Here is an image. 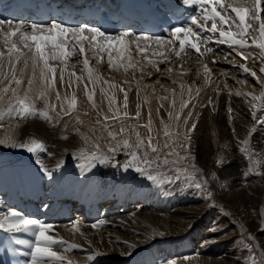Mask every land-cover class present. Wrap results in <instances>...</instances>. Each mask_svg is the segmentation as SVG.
<instances>
[{
    "label": "bare ground",
    "instance_id": "obj_1",
    "mask_svg": "<svg viewBox=\"0 0 264 264\" xmlns=\"http://www.w3.org/2000/svg\"><path fill=\"white\" fill-rule=\"evenodd\" d=\"M244 2L247 6L246 0ZM261 18L264 19V12ZM11 25L21 24L12 22ZM207 26H211V21ZM3 27L7 30L8 22ZM253 27L257 31L250 30V45L251 36L259 35V23H254ZM203 36L210 38L209 43L201 45L203 55L191 49L179 57L169 54L165 63L158 64L159 71L145 61L140 66L142 71L136 70L134 75L131 69L128 73L123 69H110L106 53L102 54L103 60L97 63L92 51L86 49L90 67L101 77L95 85L89 83L87 72H82L80 60L83 57L73 56L67 62L69 67L65 80H68V73L75 72L82 75L83 82H73L68 87L67 83L62 85L59 79L56 81L61 97L65 94L71 97L75 93L77 98L76 108L69 115L61 111L55 92L49 96V104L56 105L55 111L48 110L49 119L39 115L20 118L15 112L9 115L15 100L11 92L4 94L0 99V140L6 137H11V140L0 144V218L11 208L52 224L54 227L49 234L62 241L52 245V248L72 264L92 261L95 264H236L239 261L234 253L238 249L237 243L231 242L228 237L212 236L204 230L209 223V214L205 216L207 205L200 202L203 198L198 188L183 187L179 191L177 186L165 183L139 189L127 185L126 181L117 183V180H111L110 177H114L110 174V177L104 176L108 181L98 186L101 167L99 164L92 167L90 160L93 144H99V151L107 154L108 147L113 143L102 125L96 123L97 119L103 123V116H98V112L112 115L105 94H114V108L118 107L121 113L126 110L130 117H135L137 104L140 105V117L125 120L126 126L147 124L151 112L152 135L159 133L157 138L161 144L166 139L161 120L169 123L173 132L181 133L195 123L196 128L189 133L190 143L186 148L177 149L181 156L187 155V159L180 162L190 164L191 170L213 167L218 175L222 170L224 179L231 183L227 186L229 191L218 201L224 203L230 215L228 219L235 222L240 231L257 229L260 225L258 212L264 218V191L255 182L244 180L248 173L256 174L258 171L259 175H264V123L253 117V113L258 118L264 117V108L260 101L252 100V96L259 97L264 92V72L260 70L264 68V58L254 46L241 49L221 43L218 32H204ZM18 46L21 45L18 43ZM206 48L212 51L207 52ZM0 51H7L2 41ZM151 51L148 53L150 57ZM133 56L140 59L135 52ZM4 63L7 68L6 59ZM241 64L249 71L244 72ZM205 66L209 71H205ZM17 67H22V64ZM253 72L255 77L251 75ZM30 74L29 66L22 85L24 89ZM105 80L109 84H105ZM5 84L0 83V88ZM85 84L89 92L94 89L95 109L85 94ZM110 84L117 87L111 88ZM120 88L128 94L127 109L123 107L124 92ZM181 101L188 103L180 113V121L169 120L168 113L174 109L179 111ZM35 107L43 110L45 104L37 100ZM77 117L82 123L77 121ZM185 118H188V123L183 126ZM107 123L112 131L119 132V121L110 120ZM138 130L141 136H147L145 128ZM84 137L88 138L87 141ZM33 140L45 147L36 153H29L14 146V143ZM246 140L248 143L244 144ZM241 149H246L247 153L242 155ZM163 151L167 153L169 150ZM213 151L222 156L226 168L214 167ZM41 169L51 172L52 177L49 178ZM220 180L210 182L209 188L214 195L223 191V180ZM256 196L259 198L254 199ZM136 199H140L139 202ZM193 224L198 227L189 231ZM211 226L208 228L211 229ZM260 230L256 240L262 248L264 227ZM1 235L5 236L6 243L12 237L15 241H22L18 246L23 260L25 264H31L33 233H10L0 229ZM262 261L258 264H264ZM48 264L59 262L49 261Z\"/></svg>",
    "mask_w": 264,
    "mask_h": 264
},
{
    "label": "snow or ice",
    "instance_id": "obj_2",
    "mask_svg": "<svg viewBox=\"0 0 264 264\" xmlns=\"http://www.w3.org/2000/svg\"><path fill=\"white\" fill-rule=\"evenodd\" d=\"M182 0L184 5H195L197 11L188 17V22L183 26L173 27L168 30V37L152 36L146 34H133L129 32H119L115 35L102 31L97 27L80 25L76 27L65 26L56 22L49 25L33 23L30 26L16 25L12 27L11 22H8L7 30H4V21H0V41L3 42L7 51H0V83H5V86L0 88V99H3L4 94L11 92L15 104L9 110V115L13 112L20 118H27L30 115L42 116L45 120L49 119L48 110H56L55 104H49V96L55 92L56 100L60 102V108L64 115L72 113L77 105L75 93L69 97L65 94L61 97L60 92L56 89V81L59 79L63 85L67 83L71 87L73 82H83L82 75H77L75 72L68 73V80H65V72L69 67L67 63L70 58L76 56L83 57L80 62L83 65L82 72L88 74L89 83L95 85L99 83L101 77L89 65V60L86 58V49L92 51V55L97 58V63L103 60V55H107V64L110 69L119 71L123 69L125 73L133 70V75L136 70H141L140 66L143 62H147L153 69L159 71L158 64L165 63L169 59V54L177 57L185 53L187 49L194 50L196 53L203 55L201 45L209 43V39H205L204 32L219 33L220 42L227 43L229 46H239L244 49L254 46L260 50L261 57L264 58V19L261 18V13L264 12V0ZM203 21V23H201ZM211 21V26L208 27V22ZM254 23H259L258 37L251 36V45L248 43L250 38V30L256 32L253 27ZM18 43L21 46H18ZM178 45V47H177ZM150 49L151 57L148 55ZM205 51L211 52V48H206ZM135 56L140 59H134ZM115 53V54H114ZM152 57H156L153 59ZM7 68H5V61ZM58 62V63H56ZM22 67L18 68V65ZM31 68V74L26 83L27 88H22L24 84L25 74ZM74 67V66H73ZM244 72L249 69L243 64L240 65ZM264 72V68L260 69ZM171 72V69H168ZM205 71H209L205 66ZM19 73V75H18ZM151 75V73H148ZM255 77L256 73H251ZM74 78V79H73ZM105 84L109 81L105 80ZM14 85V86H13ZM111 88H116L117 85L110 84ZM183 85L181 88L183 89ZM120 91L124 92V105L127 109L128 94L123 88ZM137 91L139 92V82H137ZM101 92L105 90L101 88ZM21 93H23L21 95ZM85 94L88 100L92 103L95 109L97 105L93 100L94 89L89 92L88 85L85 84ZM240 95V93H237ZM250 95V94H249ZM108 100L109 112L111 116L98 112V116H103V123L97 119L96 123L101 124L107 136L113 142L109 146V150L115 153L118 148L131 157L128 162V167L135 164V170L138 173L146 174V178L153 183H158V178L153 174V168L159 169L161 165L171 167L178 165L180 161L186 160L187 155L181 156L177 151L178 148H186L190 143L189 133L196 128L193 123L190 129L181 133L173 132L171 125L161 120L163 136L166 138L161 144L156 136H153V121L151 112L147 124L125 125L124 121L128 119H138L140 117V105L137 104L135 117H130L125 110L121 113L116 105L115 95L105 94ZM42 100L45 104L43 110H37L35 102ZM253 101H260L261 107L264 108V92L259 97L252 96ZM147 102V97H145ZM187 101H181L179 111L175 109L168 113L169 120L180 121V113L187 107ZM65 104L67 107L65 108ZM175 104V101H173ZM163 107V105H161ZM256 107L255 103L252 105ZM59 116V113H57ZM189 117L191 113L188 114ZM254 119L264 123V117H256ZM119 121V132L110 129L108 121ZM77 121L82 123L77 117ZM188 123V118L183 121V126ZM143 127L147 130V136H141L139 128ZM252 131H255L253 129ZM121 136V139H117ZM134 136V140L132 137ZM176 137L177 139H173ZM87 137L84 140L87 141ZM11 137H6L0 140V144L7 143ZM247 144L248 141H244ZM14 146L24 148L29 153H36L45 145L36 141L27 143L15 144ZM99 144H95L91 151L90 160L91 166L102 165L111 157L104 155L99 151ZM143 149V152H139ZM164 149H168L164 153ZM150 150V151H149ZM243 151V149H241ZM154 154V155H152ZM151 156V158H150ZM164 159L161 161L160 157ZM46 175L51 178L52 173L46 169H41ZM256 174H260L258 171ZM179 180V176L176 177ZM171 183V181H168ZM196 188H201L200 183H195ZM75 223V222H73ZM96 225H93L95 227ZM53 225L41 221L37 218L28 217L11 208L7 209L6 213L0 218V229H4L10 233H33L34 242L32 243L31 264H48L49 261H56L59 264H72L70 260L62 255H59L53 250L52 245L62 243L55 236L50 235ZM78 230V229H76ZM22 241L17 240L16 243Z\"/></svg>",
    "mask_w": 264,
    "mask_h": 264
},
{
    "label": "rangeland",
    "instance_id": "obj_3",
    "mask_svg": "<svg viewBox=\"0 0 264 264\" xmlns=\"http://www.w3.org/2000/svg\"><path fill=\"white\" fill-rule=\"evenodd\" d=\"M108 151L109 149L107 150V154L105 152L104 153L106 154V156L111 157V159L108 160V162L106 161L105 163L100 165L101 169L98 172L99 174L98 175L99 181L97 182L98 186L104 185L108 181L106 179L107 176L110 177V175H113L114 177L112 178L111 176L110 179L111 180L113 179V181L117 180L118 181L117 183H119L120 180H122L123 182L126 181L127 185L139 189L151 188L153 187L151 185L157 187L158 184L167 183L173 186H177V189L181 191L180 189H183V187H186L187 189L191 187L196 188L195 183H200L202 187L201 189L200 188L198 189L200 191L201 198H203V200L200 202L202 204L207 205L204 211L205 216L209 214L207 217L209 223L206 227H204L205 228L204 230L206 231L208 230V233L212 236L218 235L220 237L222 236L228 237L231 240V242L237 243L238 249L234 250V253L236 254V256H238L239 261L236 264H258L259 262L262 261V259L264 260V247L261 248L256 240L259 238L258 235L261 231L260 229H263L264 227V218H262L261 214L258 212L257 217L260 219L259 221L260 225H257L256 227L257 229L252 232H248L246 229L240 231L239 226L238 225L236 226L234 224L235 222L228 219V216L230 215L226 212V209L223 206L224 203L223 202L220 203L218 201L219 199L223 198L222 196H225L224 194L226 192L229 191V189H227V186L231 183L229 180H226V178L224 179L225 175L222 170L219 172L220 173L219 175L215 171V169H212L213 167L210 169L204 168V170L201 171L199 169L191 170L189 167L190 164L187 165L188 163H183V162H180L178 165H173L171 167L161 165L159 169H155L154 166L152 171L153 174L157 176L159 181L156 184L148 180L146 178V174L138 173L135 170V164H133L132 167H128V162L130 161L131 157L127 155L122 148H118L115 154L110 151L108 153ZM139 152L142 153L143 149H140ZM240 153L243 155L246 154L247 151L246 149H244L243 151L240 150ZM212 157H213L212 163L214 167L216 166L222 169L226 168V166L223 164L222 156L220 155L217 156V153L213 151ZM163 159L164 157L161 156L160 160L162 161ZM254 166H256V163L254 164ZM248 174H246L247 176L244 181L245 182L253 181V183L255 182L256 185L261 189V191H264V175H257L253 173H248ZM177 176H179V180L176 179ZM218 176L220 178H218ZM220 179L223 180L222 181L223 191L222 193L214 195L209 188L211 184L210 182L217 183V181H219ZM168 181H171V183H169ZM258 198L259 196L254 197V199H258ZM136 200H137L136 202H139L140 199H136ZM208 226H211V229H209ZM197 227L198 225L193 224L192 228H190L189 231H193ZM92 259L95 258L93 257ZM88 264H95V262L92 261L89 262Z\"/></svg>",
    "mask_w": 264,
    "mask_h": 264
}]
</instances>
